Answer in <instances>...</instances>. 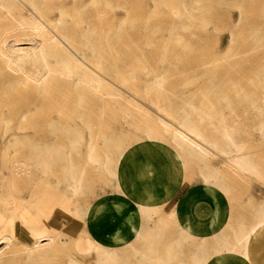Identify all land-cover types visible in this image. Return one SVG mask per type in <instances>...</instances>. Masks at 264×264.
I'll return each instance as SVG.
<instances>
[{"label":"rangeland","instance_id":"1","mask_svg":"<svg viewBox=\"0 0 264 264\" xmlns=\"http://www.w3.org/2000/svg\"><path fill=\"white\" fill-rule=\"evenodd\" d=\"M81 1L77 20L83 21L84 12L92 11L93 15L86 20H90V24L92 22L91 25L94 26V6H97ZM104 1L98 0L99 8L103 7ZM172 1H107L110 4L107 9L112 20L110 33L113 43L107 48L103 42H98L95 49L109 50V60L118 65L120 73H112L110 80L113 89L122 96L123 102L112 100L113 106L110 103L105 111L118 120H108L90 126L79 123L73 125L74 128L60 126L53 129L47 123L34 120L46 114V107L42 109L36 104L16 107L11 101L0 105V116L9 120L0 122V235L8 233L3 230L11 228V238L7 239L9 243L7 240L0 241L1 257L3 255L0 264H100L99 258H103L99 257L102 248L116 253V264H157L164 260L163 264H202L204 258L197 256L199 242L187 241V233L183 232V229L180 231L181 236L172 221L165 219L172 215L161 207L152 209L153 206L139 205L140 210L145 209L144 207L150 208L146 209L148 214L144 215L148 217L151 214L149 217H153L145 227H154L153 230L157 229L155 232L159 233L149 235L148 229L139 230L140 232L134 233L136 240L122 249L106 248L102 243H99V246L91 241L87 231L81 230L87 222L86 214L96 212L97 208L101 207L100 202H91L100 195L115 192V189L119 188V170L128 159L127 152L138 148L140 144L155 143L158 152L172 153L189 182L204 183L201 174L205 173L210 179V184L212 180L215 182L212 188L206 187L209 194L216 199V192L222 191L231 204L232 217L244 215L253 218L264 210V22L249 24L243 21L241 29L239 27L232 32L229 25L234 21L215 22V25L210 24L205 29L206 36L200 40L197 34L201 28H187L170 21L169 6ZM185 1L187 4L193 2ZM233 1L235 0H222V3L231 4ZM67 3L69 10L71 0ZM84 5L86 7H83ZM224 8L227 7H222L226 15L237 14L234 7ZM257 9L258 12L264 13L260 5ZM242 14L243 19L246 18L247 9H243ZM85 23L87 24L84 20L81 27H84ZM90 24L86 25L87 32ZM97 28L98 33L102 34L103 27L97 25ZM173 30H180L182 33L183 47L180 52L184 54L180 55L181 58L171 50L174 45L180 44L179 40L174 39ZM230 33L235 38L231 44ZM82 49L90 53L89 48ZM124 51H131L132 55L124 56ZM187 54L194 56L191 58L193 64L209 65L211 61L219 58L223 59L220 70L231 65L235 68L246 66L247 69L243 73L222 74L220 79L215 78L214 71L211 70L182 78L180 68L175 63L188 61L187 58L190 57H187ZM145 70L151 71L149 77L153 76L152 73L163 76L165 89L158 92L146 89L147 82L144 78L148 76L142 74ZM124 78L126 79L123 80ZM212 86L216 89L211 88ZM147 114L151 117L158 115L164 120L167 128L165 126L164 129L161 124L156 127L145 120L144 116ZM121 116L124 117L121 119ZM181 116H188L192 121L194 118L193 123L197 124L196 126L205 124L199 126L205 139L208 138V143L211 140L212 146L216 143L215 147L218 146L219 149L211 147L205 155L196 157L184 148L177 147L170 138L169 129L181 126ZM28 118L33 121H27ZM67 127L71 134L72 129L74 130L72 137L66 136ZM221 131L233 135V140L242 148L247 160L255 166L253 174L243 176L227 164L225 158L232 154L219 152L221 149H228L224 133ZM48 149L59 152L67 159L58 156L55 161L50 160L52 164L55 163L53 167L51 164V170H42L36 157L44 156ZM89 151L95 160L87 163L85 155ZM104 162L110 163L112 168L115 167L114 174H109L102 168ZM67 163H70L72 172L64 168ZM72 178H80V189L75 194L70 191ZM137 179L132 178L131 185L137 184ZM10 192L13 195L10 196ZM115 202L122 203L120 209L125 204L122 198L113 201V204ZM19 220L22 222H18ZM44 223L53 228L50 227V232L54 233L53 243L47 244L43 249L30 250L28 244H31L35 237L33 230H42ZM21 227L27 228V232H13Z\"/></svg>","mask_w":264,"mask_h":264},{"label":"bare ground","instance_id":"2","mask_svg":"<svg viewBox=\"0 0 264 264\" xmlns=\"http://www.w3.org/2000/svg\"><path fill=\"white\" fill-rule=\"evenodd\" d=\"M68 1L70 0H0V105L3 104V102L11 101L16 107H24L28 104H36L42 109L46 107V114H42L40 117H36L34 120L47 123L53 129L60 126L65 128V126L69 127L79 123H84L87 124V126H90L94 123H101L105 121L108 122V120H118L114 115L109 116V114L105 113L112 100L116 102H123L122 96L116 93L110 80V77H112V73H120L119 69H117L118 65L109 60V58L111 57V52L109 50H96L98 42H103L107 48L113 43V39L110 33L112 20H110L109 9H107L108 7L110 8V4L107 2L108 0H105L103 3V7L99 8L98 0L83 1L84 4L85 2H87L88 5L97 6H94V19L92 18L94 26L91 25L92 22L90 24V20H86L89 16V18H91L93 12H84L85 17L83 16V19L85 20V22H87V24H85H90L89 30L87 32L86 28L88 26L85 25L84 27H81V24H83L84 20H77V17L79 16V13L77 12H79V8L80 6H82L80 5L82 1L71 0L72 8L69 7V10L72 9L74 13L67 9ZM172 2L173 3L169 6L170 21L176 25L186 26L187 28H193V26L194 28H201V31L197 30V35L199 36L198 39L200 40L202 39V37L205 38L206 36L205 29H207L210 24L211 26L215 25V22L224 23L228 20L234 21L231 23V25H229V29L231 32L232 30L238 29L239 27L241 29L243 21L249 24H254L255 22L259 23L261 21L264 22V13L258 12L257 9L259 5L264 9V0H235L231 4H223L222 0H193L191 4H187L185 0H173ZM86 5H84L83 7H86ZM222 7H227L224 9L234 7L237 10V14L235 16H231L230 13L226 15V12L222 9ZM243 9H247L248 11V15L244 19L242 14ZM97 25H101L103 27V32L101 31L102 34L98 33L99 28H97ZM173 31L174 39L179 40L180 44H178L177 46L174 45L171 50H173L174 53H176V55L180 57V55L184 54L180 52L181 47H183L181 44L182 33L180 30ZM230 34L231 35L229 36V41L231 44L235 38L232 33ZM77 39L79 41L82 40L83 42H79ZM82 48H89L91 51L89 50L90 53H86ZM122 54L124 56H131L132 52L124 51ZM192 54H187V57H190L187 58L188 61H182L183 63H175V65L180 68L182 78H186L190 75H199L201 73H205V71L211 70L214 71V77L220 79V76L222 74L227 75L231 72L243 73L247 69L246 66L235 68L233 65H231L233 68L231 66H228L224 70H220L219 67L223 59L219 58H216L217 60L211 61L209 65L193 64L192 59L194 58V56H192ZM150 73V70H145L142 74L144 76H148L150 75ZM152 74L153 76L144 78L145 82H147L145 85L146 89L157 92L158 90H164L165 78L163 76H158L155 73ZM125 79L126 78H124L123 80ZM211 88L216 89L215 86H212ZM111 111L114 112V110ZM41 112L44 111L41 110ZM123 117L124 116H121V119ZM180 118L181 120H179V123L181 124V126H173V129H169L170 138L172 139V142L177 145V147H182L189 154L195 156L197 155L198 157H202L203 155H205L211 147H214L216 149L218 148V146L215 147L216 143L212 146V144L210 145L211 140L208 143V138L205 139L202 128L200 129V127L205 124H203L202 126L200 124L199 127L196 126L197 124L195 125L193 123L194 118L193 121L188 116H181ZM144 119L149 121L156 127L159 124H161L162 126L164 125L163 128L166 126L164 120L158 117V115H156L155 117H151L147 114L144 116ZM2 120H4L5 122H9L7 117L0 116V122ZM26 120L33 121L32 118H28ZM113 123L116 124V122ZM110 125L112 124L110 123ZM68 127L66 130L68 131L66 133L67 137L71 136L74 132V130L72 129L73 132L71 131V134L68 130ZM165 128H167V126ZM220 128L222 127L220 126ZM222 133H224L223 135L227 141L228 149H221L219 152L226 155L232 154L228 155L225 158V161L230 166V168L241 173L243 176H249L251 173L253 174L256 170L255 166L251 162H249V160H247L245 154L242 152V148L238 146L233 140V135L231 136L227 131H224ZM224 148H226V146ZM58 156L63 155H60V153L57 151L48 149L44 156H38L36 157V159L39 161L38 165L40 168H42V170H48V168H50L52 164L50 160L55 161L56 157ZM85 156H87V163L88 161L95 160L90 151ZM63 157L67 159V157ZM54 164L55 163L52 164V167ZM109 164L108 162H104L102 168L107 173L114 174L115 171H113V169L115 167L112 168V165L110 166ZM64 168L67 169V171L69 169V171L72 172L70 163H67ZM202 169L204 170V168ZM49 170H51V168ZM205 171L208 172L207 169H205ZM201 175H203V180L205 183L203 184L205 185V187L212 188L215 185V182L213 180L210 184V179L205 175V173H202ZM74 179L72 178L73 181L71 180L72 183H70V191L73 194L77 193V191L80 189V183L78 181L80 178L78 180ZM11 195L13 194H11L10 192V196ZM66 196L67 195H65V197ZM11 203L13 204V201ZM113 205L115 206V210L117 212L121 210L120 207L122 203L120 204V202H115ZM23 207H25V205ZM32 208L33 207L31 206V209ZM99 208L100 207H98L97 210ZM141 211L145 215L148 214L146 209H142ZM148 211L150 213V210ZM84 214L86 213L84 212ZM150 215L151 214H149V216ZM257 217V223L263 222L264 210L260 211L259 214H257ZM18 222L22 221L19 220ZM50 227V225H45L44 223L42 230H33L32 233L35 234V237L32 243L28 244L30 250L43 249L44 246H47V244L50 245L51 243H53L54 233L52 234L50 232V229L52 228ZM153 228L154 227L151 226L148 227L149 235H155L159 233L155 232L157 229L153 230ZM10 230L11 228L3 230L8 233L4 232L3 235L1 234L0 241L11 238ZM17 230L18 229H15L13 230V232L15 234H23L27 232V228L25 227H21V229H19L18 231ZM59 230L60 229H58V231ZM81 230L83 232H86L84 226ZM138 232L140 231L136 230L134 233ZM183 232L186 231L183 230ZM43 240L45 242H43ZM6 242H8V240ZM92 251L95 250L93 249ZM99 252L98 254L100 255ZM101 252L102 253L99 257L102 256L103 258H99L101 259L100 264L118 263L116 262V260L118 261V258L115 259L116 253L114 254L112 251H108L103 248L101 249ZM1 254L2 253L0 251V260L3 257V255L1 257ZM164 261H161L160 263L157 262V264H163L165 263Z\"/></svg>","mask_w":264,"mask_h":264},{"label":"crops","instance_id":"3","mask_svg":"<svg viewBox=\"0 0 264 264\" xmlns=\"http://www.w3.org/2000/svg\"><path fill=\"white\" fill-rule=\"evenodd\" d=\"M127 153L119 170V188L96 198L91 204L100 202L101 207L86 214L91 241L106 248L129 246L136 240L134 232L147 231L145 225L153 218L140 210L144 204L169 212L172 216L165 219L176 231L180 234L183 229L187 241L199 242L197 256L204 258L202 264H264V221L257 223L255 215L232 217L222 191L213 199L203 182L187 181L178 160L172 153L158 152L155 143L140 144ZM132 178H139L138 183L131 185ZM121 198L125 204L117 212L113 201Z\"/></svg>","mask_w":264,"mask_h":264}]
</instances>
